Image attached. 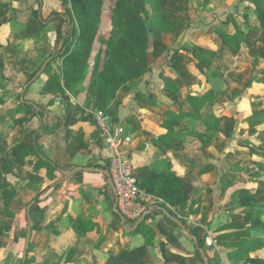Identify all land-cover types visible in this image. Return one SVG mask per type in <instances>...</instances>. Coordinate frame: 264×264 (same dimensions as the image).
<instances>
[{"label":"rangeland","instance_id":"1","mask_svg":"<svg viewBox=\"0 0 264 264\" xmlns=\"http://www.w3.org/2000/svg\"><path fill=\"white\" fill-rule=\"evenodd\" d=\"M132 1L140 5L141 13L150 28L151 41L147 58L150 70L138 81L126 85L122 96L131 95L134 91L133 95L138 98L140 108L152 105L155 111H159L160 118L156 117L152 121L150 119L148 123L149 128L157 133L158 127L164 130L161 121L168 118L171 111L184 113L180 119L171 121L174 134L168 142L175 153L182 157V167L172 157L166 156L161 160H154L149 165L150 168L154 173L175 169L185 173L188 171V174L194 172L196 177H186L185 195L192 201L190 212L194 220L207 226L203 229L204 243L208 235L213 236V221L222 218L228 220L217 228L222 233L236 230L227 227L231 218L247 225L249 223L255 226L254 228L261 227L260 231L249 229V234L239 242H249L247 247L251 243H262L264 29L260 28L256 20L253 1L162 0L163 11L172 19V24L166 31H157L151 27V9L145 0ZM262 9L264 10V0ZM55 10L69 12V0H0V95L4 100L0 106V184L2 178L10 176L9 150L24 138L23 129L19 130V127L23 126L20 113H30L31 118L37 120L36 126L29 122L26 125L28 129L37 128L39 125L34 111L22 107L20 97L25 86L24 100L34 102L45 111V122L47 112H52L50 116L57 117L54 126L69 121L64 119L61 123V115L71 116L73 120L82 122L81 116L84 114V121L91 122L97 128L96 114L104 113L113 118L114 112L118 113L120 101L116 100V96L107 101L106 112H93L89 108H82V95L76 98L68 93L67 98L42 92L47 78L60 68L61 60L55 55L67 29V22L63 18L49 17ZM222 33L238 36L239 48L235 50L225 44L221 38ZM195 45L214 49L216 56L209 63H200L194 53ZM48 57H51V62L36 77ZM88 73L89 69L87 76ZM87 78L79 84V88L84 91L88 84ZM171 86L176 87L174 100L169 97L167 99L164 92L165 87L172 88ZM138 88L146 89V93H142ZM209 89L214 92L212 100L203 103L194 113L188 103V96L202 94ZM122 121L123 124L132 123L128 115ZM79 122L75 123V130ZM125 126L121 125L123 134ZM9 129H12V132ZM134 129L136 134H145H140V138L134 140L138 149L144 150L150 135L155 133L148 130L138 132L136 125L132 127V131ZM123 138L125 141L120 145L122 151L126 150L125 146L131 141L125 134ZM17 168L20 169L19 165L14 164L15 172ZM254 172L259 173L256 178ZM134 176L136 177L135 173ZM243 187L254 189L258 203L255 208L257 214L251 210L242 211L237 192ZM38 189V184L32 180L13 191L17 192L16 196L21 202L26 203ZM9 200L5 202L4 218L0 219L1 235H9L11 231L6 219H16L19 213L24 211L22 204L14 207L8 204ZM175 215L178 217L180 214L176 212ZM254 219L260 220L261 223L255 222ZM186 222L191 224V219H186ZM218 236L217 242L226 244L222 240L227 237ZM214 238L213 236L215 243ZM226 245L231 246L233 242ZM4 250L0 247V257ZM211 259L223 264L218 257ZM32 260L33 262L28 264H48L37 260L34 262V258Z\"/></svg>","mask_w":264,"mask_h":264},{"label":"crops","instance_id":"2","mask_svg":"<svg viewBox=\"0 0 264 264\" xmlns=\"http://www.w3.org/2000/svg\"><path fill=\"white\" fill-rule=\"evenodd\" d=\"M123 88L116 94V100L120 101V104L115 121L127 126L124 127V134L131 141L127 143L126 150H123V152H126L130 157L133 173L136 174L138 180L151 179L154 172L149 165L154 160H161L166 156L172 157L182 167L180 163V161H183L182 157L175 153L176 151L171 148L168 142L160 138V135L165 133L166 129L162 130L158 127L159 131L157 133V131L154 132L149 128L150 119L152 121L158 117L159 111H155V107L152 105L140 108L138 98L136 99L133 95L134 91L131 95L128 94L123 97ZM138 89L142 93H146V89ZM166 98L168 99V97ZM50 113L52 112H47L46 129L39 136L38 143L42 146L45 154L59 167V170L53 172L52 177H48L44 169L34 172L24 161L10 154L12 148L9 150L8 166L10 165V176L2 178L3 181L0 184V219L4 218L7 199H10L8 204L11 206L19 207V204H22L24 211L19 213L16 219H6V222L11 226L9 235H1L2 232H0V247L5 249L4 252H1L0 264H19L22 262L28 228L26 206L31 201L29 200V203L21 202V199L16 196L17 192L13 189L18 190L20 186L32 180L38 184L37 193L44 190L45 192L37 202L34 201L30 209V216L33 220L30 246L29 251H27L30 262H33L32 258H34V262L37 260L40 263L48 264H134L138 260H142L147 264H205L202 257L200 259L196 255V241L194 242L188 238L181 228L164 213L162 208L155 206L158 204L159 199L142 189V193L137 199V205L142 208L141 215L147 210L149 212L145 214L144 220L136 228L131 229L141 215L136 220L124 219V225L121 224L119 212L115 207L112 188L104 174L79 170L58 183L62 178L60 169H72L75 166L106 168L104 156L107 155V152L96 125L84 121V114L81 116L82 122L73 120L70 118L71 116L61 115V123L64 119L69 121L60 126H54L57 117L50 116L52 115ZM138 114L141 115L137 118ZM126 115L129 116L130 122H132L127 123L128 125L123 124L122 121ZM20 117H22L21 123L23 126L19 127V130L23 129L24 136L25 133L31 130L26 125L31 122L33 126H36L37 120L31 118L30 113H20ZM28 118L32 120L29 121ZM78 122L79 124H77L75 130V123ZM134 125L138 126V132L148 130L155 133V135H150L149 140L147 139L144 150L138 149L134 140H137L140 134H145H136V129L132 131ZM9 131L12 132V129H9ZM171 131L174 134L172 128ZM14 164H18L20 167V169L17 168V172L13 169ZM186 173L185 178L183 177L182 189L187 206L184 210L178 212L180 214L178 217L175 216L179 219H191V224L187 222L186 224L189 227L191 226L192 234L196 239L203 240L205 235L203 229L207 226L194 220V216L190 212V202L192 201L187 199L185 195L186 177H196V175H193L194 172L188 174L187 171ZM53 182L58 185L46 189L47 185ZM242 209V211L252 210L244 207ZM146 215H148L147 218ZM254 220L261 223L258 219ZM226 221H228L226 218L215 219L211 224V230H214L215 243L213 236H208L212 239L213 248L216 251L212 252V247L205 245V243L203 249L210 264H219L217 260L215 262L211 259L213 257L215 259L218 257L223 264H243L239 254L244 252L248 253L250 257L264 258V241L262 243H251L249 247L246 246L249 242H245V244L241 242L242 245L239 242L242 237L249 234V229L250 231L252 229L260 231L261 227L254 228L255 226H251L249 223L247 225L231 218L228 224L243 223L248 228L246 235L237 236L234 230L225 233L217 230L219 225L226 223ZM124 227L131 230L126 231ZM218 235L226 236L227 238H224L222 242L226 244L233 242V245L217 242ZM148 237L151 240L149 246L145 244ZM237 242L240 243L239 246L234 245ZM161 243L165 246L162 247ZM31 248L33 249L31 250ZM247 249L252 250L248 251Z\"/></svg>","mask_w":264,"mask_h":264},{"label":"trees","instance_id":"3","mask_svg":"<svg viewBox=\"0 0 264 264\" xmlns=\"http://www.w3.org/2000/svg\"><path fill=\"white\" fill-rule=\"evenodd\" d=\"M252 1L256 20L260 28L264 29L263 0ZM145 2L151 9V27L157 31H166L171 26L172 19L163 11L162 0H145ZM69 3V12L55 10L49 16L51 19L63 18L67 22V29L55 55L61 60L60 68L47 78L42 92L67 98L69 97L68 93L76 98L82 95L83 109L89 108L93 112H106L108 110L107 101L110 98H115L122 87L138 81L150 70L147 61L151 41L150 28L136 1L69 0ZM245 18L247 19V16ZM237 37L227 33L221 34L225 44L235 50L239 48ZM194 53L200 63H209L216 56L214 49L201 45L194 46ZM50 62L46 64L45 69ZM214 74H216L215 71ZM86 78L88 84L84 91L79 88V84ZM171 87H165L164 92L167 97L174 100L176 87ZM213 93V90L209 89L202 94L189 95L187 99L192 111L197 112L203 103L212 100ZM3 102L0 95V106ZM21 102L24 109L34 111L39 125L25 133L24 139L13 145L10 154L20 158L34 172L44 169L46 175L52 177L53 172L59 170V167L45 154L42 146L38 143L39 136L46 129L45 111L34 102L24 100V97ZM183 115V112L171 111L169 117L162 122V127L166 129V132L160 135L163 141L170 142L172 140L171 121L180 119ZM112 116L114 120L117 119L116 112ZM258 175L259 173L255 172V176ZM183 177L184 172L179 169L162 170L154 173L151 179L139 181L138 186L144 192L159 199L155 206L165 208L170 217L175 216L176 212L184 210L187 206L182 189ZM57 185L56 182L49 183L46 189L54 188ZM44 192L45 190L36 193L30 201L37 202ZM237 198L242 207L252 209V213L257 214L255 208L258 203L252 188H240ZM116 217L118 219L117 214ZM147 217L148 215H146ZM180 220L192 233L186 220ZM227 227L236 228L234 233L237 236H244L248 232V228L243 223L234 222L227 224ZM145 244L148 246L151 244L150 237L146 239ZM161 245L165 246L163 243ZM234 245L239 246V242ZM195 246L196 255L201 259L199 249H204V241L196 239ZM239 257L243 260V264H264V258L250 257L246 252L240 253ZM29 262L30 258L27 252L25 264ZM134 264L147 263L138 260Z\"/></svg>","mask_w":264,"mask_h":264},{"label":"built area","instance_id":"4","mask_svg":"<svg viewBox=\"0 0 264 264\" xmlns=\"http://www.w3.org/2000/svg\"><path fill=\"white\" fill-rule=\"evenodd\" d=\"M97 130L101 139L104 141L105 151L107 155L106 169L109 171L114 195L116 210L125 220H136L142 212V208L137 205V199L142 193L138 186V180L134 176L132 162L126 152L120 149L123 140V128L121 124L112 117L104 113L96 114ZM207 246L213 248L212 239L207 236L205 239Z\"/></svg>","mask_w":264,"mask_h":264},{"label":"water","instance_id":"5","mask_svg":"<svg viewBox=\"0 0 264 264\" xmlns=\"http://www.w3.org/2000/svg\"><path fill=\"white\" fill-rule=\"evenodd\" d=\"M50 60H51V57H48L43 62L42 66L40 67L39 71L36 74V77L39 76L43 72V70L46 67V64L48 62H50ZM25 89H26V86L23 88V92H22V95L20 97L21 100H23V93H24V90ZM79 170L94 171V172H100V173L104 174L107 177L108 183L111 186V188L112 189L114 188L109 171L106 168H101V167H82V166H75L72 169H60V172L62 174V178L58 181V183L61 182L63 179L67 178L73 172L79 171ZM33 204H34V201H31L26 206V216H27V220H28V228H27L26 236H25L24 253H23V258H22L21 264H24L25 263L27 251H28V248H29V243H30V238H31V227L33 225V220H32V218L30 216V209H31V207H32ZM162 210L164 211V213L168 214L167 213V210L165 208H162ZM148 212H149V210H147L146 212H144L140 216L139 220L134 224V226L131 229L136 228L138 226V224L141 223L144 220L145 214L148 213ZM119 216H120V219H121V224L124 225V217L121 214H119ZM170 218L172 219L173 222H175L181 228V230L184 232V234L188 238L192 239L194 242L196 241L195 236L189 231V229L186 228L185 224L182 223V221L179 218H177L176 216H170ZM124 228H125L126 231L131 230V229H128L126 227H124ZM199 250H200V253H201V257H202L203 261L205 262V264H210L209 259H208L207 255L205 254L204 250L202 248H200Z\"/></svg>","mask_w":264,"mask_h":264}]
</instances>
